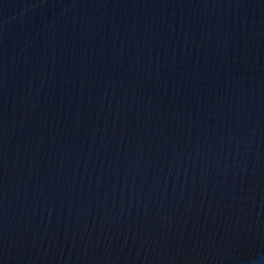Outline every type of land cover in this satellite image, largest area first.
<instances>
[{"label": "water", "instance_id": "95a60500", "mask_svg": "<svg viewBox=\"0 0 264 264\" xmlns=\"http://www.w3.org/2000/svg\"><path fill=\"white\" fill-rule=\"evenodd\" d=\"M0 264H264V0H0Z\"/></svg>", "mask_w": 264, "mask_h": 264}]
</instances>
